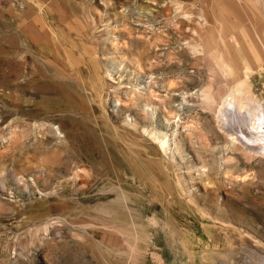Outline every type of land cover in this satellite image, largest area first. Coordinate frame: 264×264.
Listing matches in <instances>:
<instances>
[{
    "label": "rangeland",
    "instance_id": "374dc122",
    "mask_svg": "<svg viewBox=\"0 0 264 264\" xmlns=\"http://www.w3.org/2000/svg\"><path fill=\"white\" fill-rule=\"evenodd\" d=\"M230 2L0 0V264H264V154L201 97L199 11Z\"/></svg>",
    "mask_w": 264,
    "mask_h": 264
},
{
    "label": "bare ground",
    "instance_id": "6f19581e",
    "mask_svg": "<svg viewBox=\"0 0 264 264\" xmlns=\"http://www.w3.org/2000/svg\"><path fill=\"white\" fill-rule=\"evenodd\" d=\"M227 1L234 2L232 3L234 4L233 8H229L223 3L219 4L218 7L213 9V21H210L211 18L208 15L205 7H201L202 11H199L200 19H202V23H200L202 27L201 31H204V27L207 25H209L210 27L207 38V41H209V43L205 41V44H203V50L197 51L198 53H196H201L202 55H205L207 57L211 79V83L209 84V86L204 88V90L202 91L201 97L206 108L215 112V117L218 119L217 123H219L218 126H220L219 128H221V130L226 133L230 140L239 141L241 144L245 145V147H247L250 152L253 151L255 155L264 154V99L262 100V97L259 98L261 95H259V97L256 96V93L254 92L255 77H252L249 74V68L237 62L239 61L241 63L244 56L242 54H233L230 50V48L235 44V42L231 40V37H239L240 42L242 43L244 48H247V52H249V48H253L254 46H256L257 48L259 47L264 52V8L262 9V12L258 11L257 6L251 0ZM254 2H263L264 4V0H254ZM177 4L180 5L179 2ZM258 13L260 14V17L257 16ZM238 47L241 48L240 46ZM216 49L221 51L220 55H216L214 53ZM248 57L250 59L251 54H248ZM258 76L260 82L264 87V72H261ZM217 80H219V84H222L221 88L225 90L224 94H219L220 87L219 85L216 86V84H218L216 82ZM49 89L51 90V87ZM258 92L259 91H257V93ZM41 126H45V124L42 123ZM49 130L51 129L49 128ZM52 130L55 131L54 134H56V137H58L57 135L62 136L59 126L52 125ZM240 139L243 140L241 141ZM160 144L162 148H165V145H167L164 140L160 141ZM254 154H252V157H254ZM60 165L62 166V164ZM56 171L59 172L58 169L55 170V172ZM78 171L79 170H77V172ZM88 176H90V174H88ZM14 177L17 178V175H14ZM78 177H80L79 174L75 173L73 174L72 180L76 182L78 180ZM85 177H87V175H85ZM16 180L18 181L19 187H21L20 183L26 184L24 177L17 178ZM0 188L1 190H4V186H1ZM110 225L114 226L112 223H110ZM200 231L204 234H202V237L200 239L196 240L197 242L195 244L199 247L201 245L203 247H206L210 244L209 240L213 235L210 224H201ZM206 235L210 236L206 238ZM252 250L255 253L257 252L256 254L260 253H258L259 249L252 248ZM260 257L263 256L260 255ZM261 262H263L262 259Z\"/></svg>",
    "mask_w": 264,
    "mask_h": 264
}]
</instances>
